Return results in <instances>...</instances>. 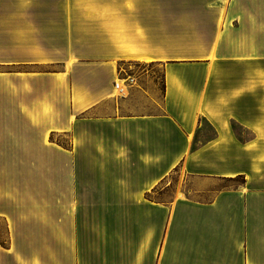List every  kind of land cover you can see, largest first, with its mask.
Masks as SVG:
<instances>
[{
  "label": "crops",
  "instance_id": "obj_1",
  "mask_svg": "<svg viewBox=\"0 0 264 264\" xmlns=\"http://www.w3.org/2000/svg\"><path fill=\"white\" fill-rule=\"evenodd\" d=\"M0 264H264V0H0Z\"/></svg>",
  "mask_w": 264,
  "mask_h": 264
},
{
  "label": "rangeland",
  "instance_id": "obj_2",
  "mask_svg": "<svg viewBox=\"0 0 264 264\" xmlns=\"http://www.w3.org/2000/svg\"><path fill=\"white\" fill-rule=\"evenodd\" d=\"M238 130H239V129H238ZM177 175H178V174L174 175V178H175L176 180H177V178H178ZM181 178H182V177H181ZM181 178H180V180H182ZM171 195H172V193H171V191H170V192L168 193V196H167V197H169V196H171Z\"/></svg>",
  "mask_w": 264,
  "mask_h": 264
}]
</instances>
